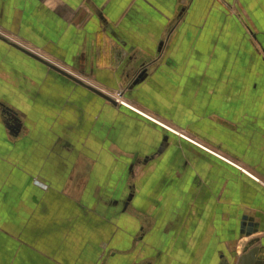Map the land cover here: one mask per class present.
<instances>
[{"label":"crops","instance_id":"1","mask_svg":"<svg viewBox=\"0 0 264 264\" xmlns=\"http://www.w3.org/2000/svg\"><path fill=\"white\" fill-rule=\"evenodd\" d=\"M252 240L264 260V0H0V264H239Z\"/></svg>","mask_w":264,"mask_h":264},{"label":"water","instance_id":"2","mask_svg":"<svg viewBox=\"0 0 264 264\" xmlns=\"http://www.w3.org/2000/svg\"><path fill=\"white\" fill-rule=\"evenodd\" d=\"M11 45L13 47L17 48L18 50L22 51L26 55L30 56L31 58L35 59L36 61L44 64L45 66L52 69L53 71L69 78L70 80L74 81L75 83H78V84L84 86L88 90H90L93 93L97 94L98 96L106 99L107 101L111 102L112 104L115 105L117 103V101L115 99L111 98L110 96L106 95L105 93L101 92L100 90H98V89H96V88H94L88 84H85L80 79L76 78L75 76L66 72L65 70L59 68L58 66L48 62L47 60L38 56L37 54L30 52L29 50L24 49V48L14 44V43H11ZM247 225L248 226H247L246 230L249 231L248 234H251V232L253 230L251 223H248ZM256 241L257 240H252L249 242L248 248L244 251V253L242 254V256L240 258L239 264H264V260L258 258L259 247L254 245L256 243Z\"/></svg>","mask_w":264,"mask_h":264},{"label":"flooded vegetation","instance_id":"3","mask_svg":"<svg viewBox=\"0 0 264 264\" xmlns=\"http://www.w3.org/2000/svg\"><path fill=\"white\" fill-rule=\"evenodd\" d=\"M53 71V70H52ZM55 72V71H54ZM55 73H57V72H55ZM59 76H61V77H63V78H65V79H68V80H70L69 78H67V77H65V76H63V75H61V74H59V73H57ZM147 74V70H145V67H139V68H137V69H135L134 71H132V72H128L127 73V75L129 76V79H130V84L129 85H132V84H135V83H138V82H140L143 78H144V76ZM70 81H72V80H70ZM72 82H74V81H72ZM75 83V82H74ZM78 84V83H77ZM101 91V90H100ZM92 92V91H91ZM102 92V91H101ZM104 93V92H103ZM106 94V93H105ZM119 94H120V96H123L124 95V92L123 91H120L119 92ZM97 95V94H96ZM106 95H108V94H106ZM111 97V96H110ZM102 98V97H101ZM111 98H113V97H111ZM104 99V98H103ZM113 99H115L117 102H118V100L114 97ZM104 100H106V99H104ZM107 101V100H106ZM111 103V102H110ZM122 104V103H121ZM125 105V104H124ZM129 109H132V108H129ZM133 110V109H132ZM173 131V130H172ZM174 132V131H173ZM189 141H191V140H189ZM192 142V141H191ZM197 144V143H196ZM149 157V156H148ZM256 227V226H255ZM254 227V228H255ZM252 228H253V226H252Z\"/></svg>","mask_w":264,"mask_h":264},{"label":"rangeland","instance_id":"4","mask_svg":"<svg viewBox=\"0 0 264 264\" xmlns=\"http://www.w3.org/2000/svg\"><path fill=\"white\" fill-rule=\"evenodd\" d=\"M119 92L120 91H117V92H113L114 94H108V96H114L118 101H119V99H120V97H122V96H120V94H119ZM107 94V93H106ZM123 102V101H122ZM126 106V105H125ZM174 130L177 132L178 130H176L175 128H174ZM188 139H190L191 141H196V143H200V142H198L197 140H195L194 138H192V137H188ZM43 187L45 188L46 187V185L45 184H43Z\"/></svg>","mask_w":264,"mask_h":264},{"label":"bare ground","instance_id":"5","mask_svg":"<svg viewBox=\"0 0 264 264\" xmlns=\"http://www.w3.org/2000/svg\"><path fill=\"white\" fill-rule=\"evenodd\" d=\"M127 106V105H126ZM132 108V107H131ZM133 110H135L134 108H132ZM135 111H137V110H135ZM138 112V111H137ZM142 113V112H141ZM186 138V137H185ZM186 139H188V138H186ZM188 140H190V139H188ZM193 142V141H192ZM193 143H195V142H193Z\"/></svg>","mask_w":264,"mask_h":264}]
</instances>
